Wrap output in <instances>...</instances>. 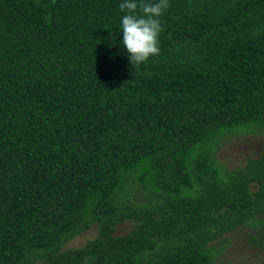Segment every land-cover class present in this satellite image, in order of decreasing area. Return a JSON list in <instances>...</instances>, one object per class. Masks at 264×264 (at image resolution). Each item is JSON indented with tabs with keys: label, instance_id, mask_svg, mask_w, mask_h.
Returning a JSON list of instances; mask_svg holds the SVG:
<instances>
[{
	"label": "trees",
	"instance_id": "1",
	"mask_svg": "<svg viewBox=\"0 0 264 264\" xmlns=\"http://www.w3.org/2000/svg\"><path fill=\"white\" fill-rule=\"evenodd\" d=\"M123 2L0 0V264L264 258V147L217 159L264 134V0H169L140 65Z\"/></svg>",
	"mask_w": 264,
	"mask_h": 264
},
{
	"label": "clouds",
	"instance_id": "2",
	"mask_svg": "<svg viewBox=\"0 0 264 264\" xmlns=\"http://www.w3.org/2000/svg\"><path fill=\"white\" fill-rule=\"evenodd\" d=\"M119 7L121 12L126 13L121 21L122 44L127 50L130 63L140 65L150 57L159 55V36L164 31L159 18L169 7V0H158L155 3L124 0Z\"/></svg>",
	"mask_w": 264,
	"mask_h": 264
},
{
	"label": "rangeland",
	"instance_id": "3",
	"mask_svg": "<svg viewBox=\"0 0 264 264\" xmlns=\"http://www.w3.org/2000/svg\"><path fill=\"white\" fill-rule=\"evenodd\" d=\"M262 147H264V134L258 136L248 133L224 142L218 151L217 159L227 170H235L242 168L250 156L257 157L261 153ZM131 227V223L121 225L117 228V234H124ZM94 236L95 231L92 229L71 241L67 247H80ZM218 264H264V258L258 257L257 253L251 250L237 233L228 250L220 257Z\"/></svg>",
	"mask_w": 264,
	"mask_h": 264
}]
</instances>
